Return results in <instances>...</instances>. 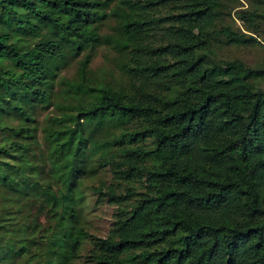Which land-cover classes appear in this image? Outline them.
Masks as SVG:
<instances>
[{"label":"trees","instance_id":"obj_1","mask_svg":"<svg viewBox=\"0 0 264 264\" xmlns=\"http://www.w3.org/2000/svg\"><path fill=\"white\" fill-rule=\"evenodd\" d=\"M111 1L0 0V56L17 68L0 66V112L20 120H0V133L24 132L0 140V187L14 197L42 194L53 216L38 235L49 249L35 253L31 264H65L79 256L86 237L91 247L82 264H264V58L249 66L205 53L212 41L253 45L258 39L216 23L221 0ZM248 11L242 20L264 21V13ZM105 18L116 24L101 34ZM25 33L38 38L25 42ZM101 42L121 53L128 87L91 82L85 52L78 78H60L72 99H55L51 62ZM36 105L56 110L42 129L46 167L58 178L33 172L27 137L40 129L30 125ZM91 122L121 127L90 147L97 152L92 171L111 175L93 189L98 199L118 204L105 236L72 218V177L82 168L79 159L89 157L84 133ZM113 145L118 148L110 151ZM4 208L0 216L12 222L16 215ZM18 237L0 233V264L3 252L29 251L30 239Z\"/></svg>","mask_w":264,"mask_h":264},{"label":"rangeland","instance_id":"obj_2","mask_svg":"<svg viewBox=\"0 0 264 264\" xmlns=\"http://www.w3.org/2000/svg\"><path fill=\"white\" fill-rule=\"evenodd\" d=\"M113 1H111V4ZM221 1L223 7L222 9H218L219 14L216 23L229 24L234 29L247 31L255 36L258 41L253 45H240L236 43L226 44L221 41H212L211 49L205 51L206 57L212 60L240 58L249 66L259 64L264 58V21L256 19L251 23L245 19L242 20L241 17L243 12L248 10L253 11V13L258 11L263 14L264 3L257 2L256 0ZM115 24L116 22L113 18H105L98 23V31L101 34L110 33L114 29ZM23 37L25 42L28 43H31L38 38V36H33L27 33H25ZM85 52H89L91 57L87 66L88 76L91 82L94 84H109L119 89H126L128 87L129 77L119 66L121 53L110 44L101 42L91 47H87L79 54H74L73 52L68 51L63 59L56 62L57 64L51 62L50 66L53 71L51 77L54 78L51 80V89L55 99H72L70 94L62 91L60 78H78V60L82 58ZM0 66L13 73L17 71V68L3 56H0ZM55 112L56 110L52 105H49L46 108H41L39 105H36L31 109V114L34 119L30 125H39L40 129L35 132L32 130L27 138L30 139L29 142L31 144V160L37 165L34 171H32L34 173L36 171L37 173L40 172L41 179H49L51 176L54 178L59 177L46 167L48 165L47 144L42 129ZM0 120L5 121L9 125H17L20 123V120L17 117L11 116L6 112H0ZM120 130L121 127L114 125H110L109 127L106 125L99 126L94 122L86 124L84 134L87 137V148L85 153H88L89 157L87 156L83 159H79L78 165H82V168L77 176L72 177L76 186L72 191L73 195H75L73 201L75 214H73L72 218L74 217L75 223L83 226L87 232L96 236H105L108 233L115 220V212L117 211L118 204L109 202L105 197L98 199V194L93 189L101 178L105 180L106 183L110 181L111 175L108 170L92 171V169L95 168L94 164L97 152H90V147L92 146L91 142L92 140L97 142L98 140H106V138L110 139L108 136L112 134L117 135ZM20 135L24 137V132L21 131L15 133L6 128L0 133V140L6 143L14 139H19L18 136ZM117 148L118 145H113L110 151ZM0 156L3 157L2 153H0ZM3 163H6V161L3 160ZM52 180L54 181V179ZM53 184L55 186L58 183L53 182ZM132 185V188L137 191H140L143 188L142 184L138 182H133ZM29 189L30 188H26V190ZM123 189L124 188H122L121 185L119 190L121 191ZM4 206L9 209L6 213H10L9 215H16V217L12 222L8 219L3 220V213L0 216V221L3 220L6 224H2L0 227V233H5V237L16 236L18 234V238L30 239L28 252L31 254V257L26 260L25 257L28 252L23 256L13 255L11 252H3V255L5 256V264H31L35 257V253L40 252V254H42L49 249L47 239L44 237H38L39 234L44 233V227H46L48 223L53 222L52 212L49 210V203L45 196L40 193L32 191L28 196L23 194L22 196L14 197L13 195H10L6 189L0 187L1 211L5 209ZM16 225L17 227L14 228ZM24 225H26L25 228H23ZM87 238L88 237L83 239L82 245L78 249L79 256L65 264H82L84 262V255L89 253L91 247Z\"/></svg>","mask_w":264,"mask_h":264}]
</instances>
